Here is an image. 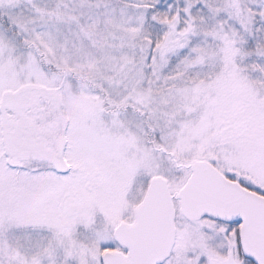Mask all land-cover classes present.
<instances>
[{
    "label": "snow or ice",
    "instance_id": "6c2138e0",
    "mask_svg": "<svg viewBox=\"0 0 264 264\" xmlns=\"http://www.w3.org/2000/svg\"><path fill=\"white\" fill-rule=\"evenodd\" d=\"M0 264H264V0H0Z\"/></svg>",
    "mask_w": 264,
    "mask_h": 264
}]
</instances>
